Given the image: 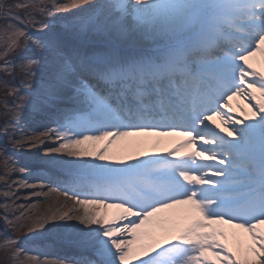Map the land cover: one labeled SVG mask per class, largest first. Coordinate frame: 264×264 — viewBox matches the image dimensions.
Returning a JSON list of instances; mask_svg holds the SVG:
<instances>
[{
	"label": "snow or ice",
	"instance_id": "obj_1",
	"mask_svg": "<svg viewBox=\"0 0 264 264\" xmlns=\"http://www.w3.org/2000/svg\"><path fill=\"white\" fill-rule=\"evenodd\" d=\"M257 58L264 0H0L3 264H264Z\"/></svg>",
	"mask_w": 264,
	"mask_h": 264
},
{
	"label": "rangeland",
	"instance_id": "obj_2",
	"mask_svg": "<svg viewBox=\"0 0 264 264\" xmlns=\"http://www.w3.org/2000/svg\"><path fill=\"white\" fill-rule=\"evenodd\" d=\"M8 2L14 4V3L25 2V0H8ZM263 65H264V62H263ZM4 98H5V93H4L3 87L0 86V119L4 118V116H3L4 107L2 104V101L4 100ZM23 127H24V130L28 133H30L31 131L34 130L33 128L29 127L27 124L23 125ZM2 142L3 141H0V143H2ZM120 150H122L120 148V146L114 147L112 149L113 152H117ZM8 155L13 156L15 158V160L17 161V163L21 167L27 166L30 170L34 171V174L31 177L26 178V179H28L29 182L35 183V182H38V180H43L46 183L49 182L47 180L46 176H44V177L40 176V168L38 167V165L40 164V161L33 159L31 156V153L20 152L17 149L9 146ZM4 159H5V157L3 155H0V177H3L4 172H5ZM21 178H23L22 174H13L11 177V180H19ZM8 182H10V181H8ZM5 184H6V181L4 179H0V201H3L5 199L4 196L2 195V191L5 189ZM30 191H31V189L20 190L17 193V195H19L22 199H20L18 201V203H21L22 202L21 200H24V201H27L28 206H32V203H33L32 199L33 198L29 197V195H28V193ZM2 211L3 210L0 209V213H2ZM2 220H3V217H2V215H0V228H2ZM17 235L22 236L23 233H17ZM54 254H55V256H54ZM57 254H63L62 250L59 248L52 249L51 255L48 258H55L57 256ZM0 258H1L0 264H3V253L2 252H0Z\"/></svg>",
	"mask_w": 264,
	"mask_h": 264
},
{
	"label": "bare ground",
	"instance_id": "obj_3",
	"mask_svg": "<svg viewBox=\"0 0 264 264\" xmlns=\"http://www.w3.org/2000/svg\"><path fill=\"white\" fill-rule=\"evenodd\" d=\"M257 59H258L257 66L260 67L261 70H264L263 62L259 61V58ZM245 103L246 102L243 101L242 98H236L232 101L233 106L236 107L237 109L240 106H243ZM233 115H235V113ZM151 139H152V143L144 145L143 147H146L149 150L154 151L155 153L161 154V155H166L168 152L173 151L178 146V143L180 141V138L153 137ZM129 143H132V141H123L114 147L120 146L121 149H124L126 145H128ZM20 199L22 198L20 197ZM58 199H62L61 197H59L58 193L52 194L50 200H45L44 197H37V198L32 199L33 200L32 205L36 203L39 207V210L44 211L49 207L50 204L52 205L56 204ZM21 201H22L21 204H27V201H24V200H21ZM69 204H71V202H69ZM29 208H32V206H29ZM65 211H67V209H65ZM58 255H61V254H57V256Z\"/></svg>",
	"mask_w": 264,
	"mask_h": 264
},
{
	"label": "trees",
	"instance_id": "obj_4",
	"mask_svg": "<svg viewBox=\"0 0 264 264\" xmlns=\"http://www.w3.org/2000/svg\"><path fill=\"white\" fill-rule=\"evenodd\" d=\"M0 260H1V258H0Z\"/></svg>",
	"mask_w": 264,
	"mask_h": 264
}]
</instances>
